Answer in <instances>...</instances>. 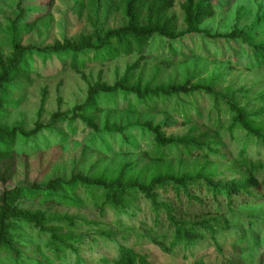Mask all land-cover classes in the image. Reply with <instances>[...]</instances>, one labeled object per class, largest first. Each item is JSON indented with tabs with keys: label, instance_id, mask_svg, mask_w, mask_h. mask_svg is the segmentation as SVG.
<instances>
[{
	"label": "trees",
	"instance_id": "1",
	"mask_svg": "<svg viewBox=\"0 0 264 264\" xmlns=\"http://www.w3.org/2000/svg\"><path fill=\"white\" fill-rule=\"evenodd\" d=\"M218 1L183 0L180 3V15L174 11L177 0H124V22L121 25H96L76 37L56 39L44 49L34 43H24L22 35L30 32L36 23L51 13L56 0H17L16 16L9 25L12 33L9 51L4 54L0 49V122L6 115L8 101L17 98L14 95L19 86L31 80L32 68L26 63L28 53L36 51L42 54L48 51L44 54L51 57V61L57 60L61 71L70 69L81 74L84 79V70L92 61L105 63L131 55H137L138 58L126 67L123 76L113 84L102 78L89 83L85 102L76 105L71 116L56 111L49 124L39 122L30 132L0 124V183L4 186L0 194V264L4 260L9 261V264H36L38 261L32 257L24 258L23 248L18 245L20 243L16 234L25 226L38 229L39 235L46 233L49 236L46 242V264H89L80 254L85 234L57 237L63 233L64 226L70 231L77 227L76 217L62 218L56 214V218H49V212L19 207L22 200H37L45 205L67 208H79L92 202L102 218H107L111 212L115 216L113 225L122 233L120 238H112V232L104 228L103 222L83 220L88 223L83 229L93 234V243L98 244L100 236L106 239L103 243H114L112 247L115 254L102 255L94 264H154L148 255L136 249L135 244L145 238L165 252L172 253L184 248L192 256L200 244L209 241L216 246L219 253L216 259L201 255L190 264L264 262L261 228L251 220L246 222L247 226H234L239 225L235 210L238 206L264 198V158L256 157V154H261L260 150L256 148L253 152L249 148V138L253 144L264 148V133L249 120H264V112L251 115L247 107L239 109L232 100L227 101V106L222 105L224 96L215 92L213 84H193L190 77L182 84H170L165 88L143 87L141 84L145 61L154 59L164 70L172 65L186 63L197 56L196 38L202 33L211 41L225 39L224 47L231 48L232 56L238 57L244 51L250 66L264 72V37L255 39L262 33L258 28L262 22L264 24L263 19L249 31L234 29L228 34L211 35L208 29L201 27L206 20L215 16ZM244 44H247V48H244ZM203 48L207 50L206 45ZM161 72L159 70L156 75L159 76ZM239 92L249 93L248 90ZM205 93L214 101L209 117L223 110H232L234 118L228 131L232 136L237 130H244L247 134L248 139L243 140L235 156L236 162L231 166V170L240 175L238 178L223 183L215 180L213 171L177 174L167 166L146 182L141 176H128L127 169L135 166L134 161L124 164L121 171L110 178L99 174L97 163L87 173L73 171L69 177L53 176L46 185L36 182L12 187L8 185L18 171L16 145L19 133L27 139L36 136L42 129L53 131L59 122H66L70 130L75 132L73 124L77 119H81L93 132L87 142L88 148L96 146L101 150H113V142L110 141L118 136L131 145H138L130 129L139 126L143 132L148 131L152 135L154 148L151 153H147L152 161L165 162L171 157L180 160L225 157L221 154L223 142L219 139V132L223 122L219 116L213 122L215 135L210 130L192 134L198 129L195 125L192 126V133L168 135L165 129L173 124L168 121V117L165 116L161 121L153 118L155 113L170 116L172 111L183 117L180 122L185 125L197 120L191 114L195 109L197 116L203 119L204 112L198 106L197 95ZM121 94L128 98L125 115L111 121V110L105 112L104 105L116 101ZM129 95L135 98V102ZM46 100L47 89H44L41 112ZM101 114L105 115L103 128H100V122H96ZM55 131L62 142L67 141L69 134L58 129ZM142 201L148 206L147 212L152 215L150 225L145 224L144 220H136L139 213L144 211ZM51 222L55 223L56 228L47 226ZM130 235L136 237L132 245L128 244ZM228 237L231 239L227 240ZM225 244L232 255L224 253ZM68 251L74 253V261L70 260ZM184 256L188 258L187 254Z\"/></svg>",
	"mask_w": 264,
	"mask_h": 264
},
{
	"label": "rangeland",
	"instance_id": "2",
	"mask_svg": "<svg viewBox=\"0 0 264 264\" xmlns=\"http://www.w3.org/2000/svg\"><path fill=\"white\" fill-rule=\"evenodd\" d=\"M182 1L177 0L174 7V11L180 15V3ZM35 2L33 1V3ZM216 9L215 16L201 25L202 28L208 29L211 35L228 34L234 29L249 31L259 21L262 19L264 21V0H220L216 5ZM16 12L17 0H0V49L4 54H7L10 48L9 41L12 33L9 25L15 19ZM123 13L124 0H56L51 13L36 23V26L30 32H24L22 38L24 43H34L45 49L46 46L54 43L56 39L63 40L64 37H76L80 32L92 30V27L96 25L119 26L124 22ZM33 19L34 12L31 20L33 21ZM181 21L180 18L179 23ZM262 23L258 28L262 33L258 34L255 39L264 37V24ZM206 37L207 35L203 33L197 36V56L186 63L172 65L164 70L154 59L145 61L147 62L145 69L141 72L142 86L165 88L170 84H182L187 77H190L193 84H213L215 92L224 96L222 105L232 100L239 109L247 107L251 115L264 112V72L250 66L248 56L244 51L238 57L232 56L231 48L229 46L228 48L224 47L226 46L225 39L215 42ZM205 45L207 50L203 48ZM244 48H247V44H244ZM44 53L47 54L48 51ZM44 53L34 51L27 54V66L32 68L31 80L19 86L20 88L17 89L14 95L17 98L8 101L5 108L6 115L0 122L1 125L10 128L18 127L21 130L30 132L36 128L39 122L49 124L52 114L56 111L71 116L74 107L85 102L89 83L102 78L103 81L113 84L123 76L126 67L138 58L137 55H131L122 56L105 63L92 61L84 70L86 74V79H84L81 74L70 69L65 72L61 71L59 62L55 59L51 61V57H46L48 55ZM143 63L144 61H142V65ZM159 70L163 73L161 72L157 76L156 73ZM44 89H47V100L41 112L40 106ZM240 90L244 92L248 90L249 93L243 94L239 92ZM130 97L135 102V98L132 95ZM15 101L17 105H15ZM197 102L199 108L204 112V117L203 119L199 118L195 109H193L191 114L193 118L197 119L194 120L195 122L184 125L180 122L183 117L178 116L176 112L172 113V111L170 116L159 112L155 113L153 118L156 121H161L165 119V116L168 117V121L173 123L170 128L165 129L168 135L180 136L189 132L192 133L193 125L198 129L192 134L196 135L202 131L210 130L212 135H215L213 122L219 116L223 122V127L219 132V139L223 142L221 154H224L225 157L210 156L208 158L196 157L183 160L171 157L165 162L152 161L147 155L154 148L152 135L148 131L143 132L139 126L130 129L138 145H131L118 136L110 141L113 142V150H101L96 146L88 148L87 142L93 132L81 119H77L73 124L76 128L75 132L70 130L66 122H59L55 125V129L69 134L65 142H62L55 129L53 131L42 129L36 136L27 139L22 133H19L16 145V151L19 155L18 171L8 185L12 187L33 184L34 182L46 185L47 181L53 176L69 177L73 171L87 173L97 163H99L98 168L100 167L99 174L110 178L116 176L124 164L134 161H136L135 166L127 169L128 176H141L142 180L146 182L155 173L164 171L167 166L171 167V172L177 174H198L201 171H213L216 174L215 180L223 181V183L238 178L240 175L231 170V166L236 162L235 156L238 154L243 140L248 139L246 132L237 130L233 133V138L231 132L228 131V127L234 118L232 110L230 112L223 110L220 114L215 113L212 117H209L208 113L212 109L214 101L207 93L202 96L197 95ZM127 105L128 98L121 94L117 96L116 101L104 105L106 106L105 112L108 113L111 110V121H114L125 115ZM104 117L105 115L101 114L96 120V122H100V128L104 127ZM249 120L264 133V120L252 118H249ZM249 139L251 151L254 152L257 148L261 154H256V157L264 158V148L253 144L251 138ZM3 187V184L0 183V194ZM141 205L144 211L139 213L136 220H144L145 224L150 225L152 215L147 212L148 206L144 201ZM19 207L49 212V218H54L56 214H60L62 218L65 216L76 217L78 220L77 227L70 231L64 226L63 233L58 234L57 237L85 234L86 237L81 245L80 254L89 264H94L102 255H114L115 251L112 247L114 243H103L106 239H103L102 236L99 237L100 242L98 244L93 243V234H89L83 229L88 225L83 220L103 222L105 224L104 228L112 232V238L122 236V233L112 223L115 216L109 212L107 218H102L92 202L85 203L84 206L79 208H67L45 205L37 200H22L19 202ZM235 210L237 211L236 217L239 216L237 219L239 225L234 226L237 228L247 226L246 222L251 220L261 228L260 237L264 250V198L247 205H240ZM53 222L47 226L49 228L55 226ZM16 236L19 238L18 243L20 244L18 245L23 248L24 258L32 257L38 260L36 264H46L48 249L46 242L49 240L46 233L39 235L38 229L25 226ZM129 237L128 244L132 245L136 237L135 235ZM231 237H228L227 240ZM135 246L137 250L148 255L150 261L154 264H190L196 257L201 255H206V257L213 260L219 256L216 246L209 241L198 245L194 249L193 256L190 255L189 250L184 248H178L172 253L165 252L147 238L139 240ZM224 253L232 255L226 244L224 245ZM185 254L188 255V258L184 256ZM68 255L70 260L74 261V253L68 251ZM3 262L2 264H9V261L4 260Z\"/></svg>",
	"mask_w": 264,
	"mask_h": 264
}]
</instances>
